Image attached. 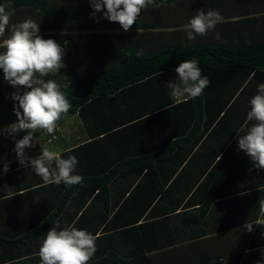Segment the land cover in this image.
Instances as JSON below:
<instances>
[{
    "label": "trees",
    "instance_id": "16d2710c",
    "mask_svg": "<svg viewBox=\"0 0 264 264\" xmlns=\"http://www.w3.org/2000/svg\"><path fill=\"white\" fill-rule=\"evenodd\" d=\"M64 1L0 0V43L9 41L0 46V130L5 126H31L36 132L26 136L29 139L49 122L59 127L64 119L75 115L90 137L88 145L105 146L108 142L114 144L117 154L108 155L104 159L107 164L98 171L85 168L74 172L67 162H62L67 165V174L52 184V193L59 198L49 214L22 235L0 236L2 248L27 247L28 257L18 263L14 256L0 261L166 264L164 259L160 260L162 248H173L175 253L191 241L189 237L208 238L220 229L197 235L187 232L186 224H177L174 237L169 236L165 224L170 220L151 217L159 205L151 207L148 218L141 220L154 198L164 200L165 194L172 193V188L163 189L159 179L158 167L166 161H175L172 172L183 163L172 182L184 180L193 163L203 165V174L210 168L202 182L208 185L205 198L197 205L195 214L191 212L193 221L209 219L218 210H233L235 215L244 213L246 218L233 221L232 226L243 222L246 227L264 228V212L260 214L264 208V186L259 201L242 203L235 194L227 201L232 204L226 210V203L216 206L214 211L212 207L224 181H239L250 174L247 178H259L258 183L264 185V152L259 154L256 150V139L245 137L264 134L263 36L256 33L243 40L237 35V42H226L221 36L213 40L212 34H204L205 27L199 26L183 29L182 36L178 29L151 31L161 25L152 21V16L161 10H153L171 3L199 9L212 1L225 10L219 17L226 18L256 13L264 0H70L72 6ZM108 3L121 8L115 12L118 31L112 32L108 24L102 25L103 20L110 22ZM255 4L257 9H253ZM27 10L32 15L26 16ZM174 20V27L185 23L177 16ZM242 21L224 23L232 26ZM40 37L61 39L62 52L72 56L77 65L65 68L69 76L59 83L54 78L50 55L57 44L32 41ZM16 69L20 80L9 77ZM173 71L179 81L171 80ZM20 85L24 91H19ZM180 90L186 97L176 101ZM252 110L255 112L243 124ZM158 122L160 126L153 128ZM14 131L17 139L22 136ZM57 169L56 174L61 177L60 165ZM146 181L151 183L152 196L150 202L144 203L149 205L141 208L143 203L134 205L129 200L139 192L142 194ZM117 189L125 197L121 204L113 199ZM67 204L77 207L71 212L73 217L77 216L73 222L59 220ZM131 210L136 211V219L118 218ZM186 213L182 210L177 216L184 219ZM259 216L261 221H257ZM56 222L66 233L62 237L54 235L52 243L39 249ZM166 235L168 242L160 241ZM262 240L256 239L253 244L263 243ZM201 242L190 246L203 248ZM30 245L38 248L29 250ZM203 252H194L198 264H242L241 248L224 259L206 257ZM183 260L187 259L174 256L168 264H180Z\"/></svg>",
    "mask_w": 264,
    "mask_h": 264
},
{
    "label": "crops",
    "instance_id": "0c3cea01",
    "mask_svg": "<svg viewBox=\"0 0 264 264\" xmlns=\"http://www.w3.org/2000/svg\"><path fill=\"white\" fill-rule=\"evenodd\" d=\"M80 2H83L85 0H79ZM209 2V1H208ZM210 4L206 3V8H190V6L186 7V5H181L180 3L175 4L171 3L168 6L155 8L153 11L161 10L159 14H154L152 16V21H155V24L158 22H161V25L158 27H155L151 29V31L154 32H163V31H172V30H180L181 36L183 35V29L186 28H194L198 27L203 29L204 34L210 33L212 34V39L217 40L219 36L224 37L226 42H230V40L236 41V36L240 35L243 40H248L249 37L252 35H255L256 33L258 35L263 36L261 40L264 38V1L259 3V9L256 13H251L246 17H231L228 16L226 18L219 17V14L224 13L225 10L221 9V7L218 4H214L212 1L209 2ZM189 5V4H187ZM109 10L107 13H109L110 23L106 20L102 21L103 27H106L104 25H107L108 23L111 24L109 26V30L111 28V31H118L117 28L119 26L115 25L116 15L115 12L120 11V6L116 3H108L106 6ZM106 8V9H107ZM256 8V4L253 6V9ZM257 9V8H256ZM116 10V11H115ZM25 13V12H23ZM30 13V11L27 10L26 16ZM115 14V15H114ZM114 15V17H113ZM176 16L178 17L179 21H184L185 23H182L178 27L172 26V22L175 21ZM32 17V16H31ZM252 20H244L245 18H251ZM154 18V19H153ZM15 20V19H14ZM11 19L10 21H14ZM27 21L30 19H26ZM242 21L240 23H235L234 30L233 26L228 23H224L226 21ZM117 21V20H116ZM114 23V26H113ZM209 25V26H208ZM101 26V25H100ZM108 27V26H107ZM144 30H148L145 28ZM43 33V32H41ZM46 34L49 32H45ZM188 33V32H187ZM186 33V34H187ZM51 34V33H50ZM260 36V37H261ZM77 37H75L76 39ZM163 38V37H159ZM229 39V40H228ZM235 39V40H234ZM34 42H47L51 45L57 44V46L54 47V51L51 53L55 54L58 53L61 50L60 44L61 39L56 38H45L40 37L32 39ZM157 40H159L157 38ZM171 41V40H167ZM231 41V42H232ZM9 41H4L3 43H0L1 47L8 44ZM59 44V45H58ZM58 48L60 50H58ZM50 53V55H51ZM93 57H95V54H93ZM73 66H77L76 63L71 64ZM70 65V66H71ZM171 80L175 79V81H179L180 79L175 77V71L171 72ZM9 77H12L13 79L20 80L21 74L16 69L15 72H13ZM174 81V80H173ZM3 84V83H2ZM25 89L22 88L20 91H24ZM176 94L175 99L178 101L180 98H185L186 94L182 93ZM234 99L231 100V102ZM255 112V110H252L251 113L246 117L245 122L249 119L250 115ZM77 117V116H76ZM157 122V121H156ZM78 128L71 129L66 128L65 131H61L62 128H59V137L56 141H54L52 144L46 145L41 144L38 140L36 143L29 145L25 148H16V147H9V144H4L0 147V236L1 237H16L19 235H22L29 231L30 229L36 227L40 221L45 218L49 212L54 208L56 203L58 202L57 196L53 195L52 192H54V187H52V184L58 180V178H64L66 177L67 170L66 164L63 165L62 162H67L69 167L71 168L70 171H78L83 170L85 168L92 169V170H100L101 168H104L106 161L104 159L108 158V155L111 154H117V149L114 146V144H109L106 142L105 146H102V143H96L93 145H88L90 143V137L87 134V132L83 129L82 124L79 120ZM153 124V123H152ZM62 126V125H61ZM60 126V127H61ZM154 127L160 126V123L156 125L154 123ZM16 131H18L17 127H14ZM79 129L80 135H77L74 133L76 130ZM32 133H23L21 131H18L22 137H26L28 135L34 134L36 132V129L33 128ZM74 133V134H73ZM71 137H80L76 141L69 140V142L66 140L67 138L71 139ZM247 139H256L257 141V151L258 153L264 152V134H255L250 135L247 134L245 136ZM66 140L63 142L62 145H60V141ZM259 140L261 142H259ZM132 146L135 148L136 144L135 142L131 141ZM86 146V147H85ZM131 146V144H130ZM80 147H82L80 149ZM110 153V154H109ZM77 154V155H76ZM55 159V160H54ZM63 160V161H62ZM111 160V158L109 159ZM108 162V161H107ZM174 163L172 162H164L158 167L159 171V179L161 180L163 189H167L169 191V188H172L169 192V195L167 196L165 194L164 200L160 198L158 200V197L153 199V202L150 206L147 208L146 214L142 216V219H146L149 216L150 208L159 205V207L156 209V211H153L152 219H160L163 217H166L169 221L165 224V227L168 228L169 236H173L176 233L175 228L177 227V224L183 225L186 224L188 227L187 232H194L195 234H202V232L212 229H218V232H212L209 234L208 238L206 237H189L191 241L186 242L184 245L180 246V249H178L175 253L173 251V248H162L161 254L162 258L160 260L164 259V262L168 264V262L172 261L175 257H178L179 259L185 258L187 260H183L185 262H180V264H198V257H196V254L194 255V252L197 250L198 253H201L202 250L204 251L203 254H212V251L216 252L213 256H209L210 258H222L232 256V254L235 251H239L241 248L242 254H241V263L242 264H264V242L260 244H253V241L262 240L264 238V228H256V226L250 228L246 227L245 224H242L240 226H232L231 223L233 221L237 220H244L246 218L245 214L243 213L242 216H238L234 214L233 210H230L231 213H222V211L218 210L214 213L209 215V219L201 220L199 222H195L192 220V214H195V212L198 209V204L201 203L202 200L205 198L206 190L208 189V185L203 184L204 176L206 175L207 171H210L208 168L205 173L203 174V168L202 164H199V162L193 163L189 168V173L186 175L185 179L180 181H173L175 178V175L179 173V170L182 166L180 164L178 168L174 171ZM201 163V161H200ZM107 164V163H106ZM58 165H60V168L63 172V175L61 177H58L56 172H58L59 169ZM73 166V167H72ZM263 172V169L261 170ZM173 173V174H171ZM213 176V175H212ZM250 176V174L248 175ZM235 181H224L222 184V187L217 191V195L215 196L214 203L212 204L213 211L214 209L223 203L225 204L224 209L226 210V207H229L231 202H227L232 200V196L237 194L239 196L240 201L242 203H246V201H252L254 203L255 201H259V199L262 198V191L263 184L258 183L259 178L256 179V177L252 176L247 178ZM195 181V182H194ZM194 182V183H193ZM136 183V182H135ZM134 184L131 185L132 189L134 187ZM258 183V184H257ZM125 184V183H124ZM256 185V186H250L249 188H246L249 185ZM144 188L142 194L139 192L137 196H133L129 202L133 203L134 205H138L140 203L141 208L145 207L144 204L147 202H150V196L151 194V183L149 181H146L145 184L143 183ZM146 186V187H145ZM119 189L116 191V195L113 198L114 201H117L118 204H121L123 199L125 197H121V192ZM72 203V202H71ZM186 203L187 208L183 206V204ZM264 203V202H263ZM155 204V205H154ZM178 204V205H176ZM132 205V204H131ZM77 208V207H76ZM75 207H71L68 204L63 210V213L61 214V218L59 220H65L68 221L69 219H72V222L76 219V217H73V212ZM182 210L187 211V215L184 219H182L180 216H177L178 212H181ZM98 213V211H96ZM192 212V214H191ZM264 212V208L260 211V214ZM96 214V213H95ZM136 211H126L124 215H118V218L125 219L126 217L131 219H136L138 216L136 215ZM79 215V214H77ZM94 215V214H93ZM112 215V214H111ZM109 216V218L111 217ZM176 215V216H175ZM121 216V217H120ZM248 216V215H247ZM90 217V216H89ZM96 218L99 217V215L95 216ZM140 219V218H139ZM259 220L261 221L262 218L259 216ZM71 222V223H72ZM218 222L220 224H218ZM52 227V226H51ZM51 227L49 228L48 232L50 231ZM58 231L54 234L57 236L58 234L61 235V237L66 233V229L64 231L62 230L61 226H58ZM60 231H63L62 233ZM164 231V228H163ZM209 233V231H208ZM162 242H168V235L162 236L159 238ZM203 240H207L206 243H204L206 246H201V248L195 249V246H190V243L193 242H201ZM264 241V240H262ZM55 245H58L57 243ZM180 244H176V247ZM211 247V248H210ZM22 248H2L0 246V260L3 257H11L14 256L16 258L14 261L15 263H18L22 260V258L28 257L27 254H24V251H21ZM27 247L24 248L25 251H27ZM236 249V250H235ZM26 253V252H25ZM22 254V255H20ZM20 255V256H19ZM208 257L207 255H205ZM194 257L195 259H188ZM9 259V258H8ZM8 259L3 262L0 261V264H10L11 262L8 261ZM170 259V260H169ZM169 260V261H168Z\"/></svg>",
    "mask_w": 264,
    "mask_h": 264
},
{
    "label": "rangeland",
    "instance_id": "374dc122",
    "mask_svg": "<svg viewBox=\"0 0 264 264\" xmlns=\"http://www.w3.org/2000/svg\"><path fill=\"white\" fill-rule=\"evenodd\" d=\"M65 3L68 2V4H71V1L70 0H65L64 1ZM77 3V2H76ZM78 4V3H77ZM68 6V5H67ZM72 6V4L70 5ZM127 12H125L126 14ZM129 17L131 15H128ZM110 23V22H109ZM108 23V27L111 26V24ZM115 25H119V23L115 20ZM121 25V24H120ZM113 26H114V23H113ZM100 28H103V27H100ZM229 40V39H228ZM235 40V39H234ZM232 41V40H230ZM3 43V42H2ZM1 46V45H0ZM92 50V48H90ZM8 53V51H6ZM51 58H52V66H53V73H54V78L55 80L59 83L61 82L66 76H69L67 74V72L64 70L65 68H67L68 66L71 65V63H73V61L71 60L72 56L70 57L68 54H65L63 53L62 51L58 52V53H51ZM23 86H19V91L21 90ZM79 119L74 115V116H70V117H67L66 119H64L63 123L58 127V131H59V128H62L61 131H65L66 128H71V129H76L78 128V125H79ZM18 131H21L23 133H32L34 130H33V127L31 126H18L17 127ZM74 133H76L77 135H80V132H79V129L76 130ZM73 133V134H74ZM80 137L76 138V137H71V139L67 138L66 140L69 142V140H74L76 141L77 139H79ZM66 140H62L60 141V145L63 144V142H65ZM39 143L43 144V141H39ZM10 146L9 147H15L13 144H9ZM17 148V147H16ZM58 226H61L60 223H54V225H52L50 231L47 233V235L44 237V240L41 242V245L39 247L42 248L45 244H50L53 242L54 240V234L58 231ZM52 235V236H48V235ZM207 240H204L201 242V244L203 246H206L204 243H206ZM38 245V244H37ZM35 245V246H32L30 245L29 246V250H32L34 248H38V246ZM211 248V247H210ZM21 251H24L23 253L25 254V250L24 248L21 249ZM213 252V253H212ZM211 253L212 254H208V252H206V255L207 256H213L216 252L212 251L211 249ZM45 258V257H44Z\"/></svg>",
    "mask_w": 264,
    "mask_h": 264
},
{
    "label": "built area",
    "instance_id": "2783aa9c",
    "mask_svg": "<svg viewBox=\"0 0 264 264\" xmlns=\"http://www.w3.org/2000/svg\"><path fill=\"white\" fill-rule=\"evenodd\" d=\"M58 137V126L53 121L49 122L38 135L29 139L22 136L17 139L14 128L5 126L0 130V147L4 144H13L17 148H25L38 140H42L44 144L49 145L56 141Z\"/></svg>",
    "mask_w": 264,
    "mask_h": 264
}]
</instances>
